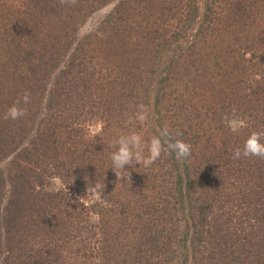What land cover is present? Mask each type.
<instances>
[{
  "label": "trees",
  "instance_id": "trees-1",
  "mask_svg": "<svg viewBox=\"0 0 264 264\" xmlns=\"http://www.w3.org/2000/svg\"><path fill=\"white\" fill-rule=\"evenodd\" d=\"M166 126L190 157L116 176L114 141ZM253 131L264 0H0V264H264V158L234 157Z\"/></svg>",
  "mask_w": 264,
  "mask_h": 264
},
{
  "label": "clouds",
  "instance_id": "clouds-1",
  "mask_svg": "<svg viewBox=\"0 0 264 264\" xmlns=\"http://www.w3.org/2000/svg\"><path fill=\"white\" fill-rule=\"evenodd\" d=\"M66 2L67 0H61V3ZM71 2L74 4L75 0H71ZM29 97L30 93H25L22 99L27 102ZM18 103L19 101L7 109L5 119L17 120L25 114L23 109L17 106ZM134 119L140 123L148 120V113L143 105L138 106ZM227 126L230 131L237 132L245 124L238 118L233 117L228 121ZM262 138H264V133L251 132L244 141L243 146L234 151V157L237 159L241 156L264 158V143L261 142ZM114 148L115 150L111 153L110 160L112 164L111 169L115 172L116 176H118L116 170L123 172L129 167H134V165L141 163L145 167H150L165 152L169 155L174 154L178 161L186 160L191 155V145L181 139L174 138L167 126L161 129L158 135H153L148 141H144L136 132L122 135L114 141ZM145 149L147 151L146 156L143 155ZM98 189V185L88 187L89 192H97ZM102 190L99 189V194H101Z\"/></svg>",
  "mask_w": 264,
  "mask_h": 264
},
{
  "label": "rangeland",
  "instance_id": "rangeland-1",
  "mask_svg": "<svg viewBox=\"0 0 264 264\" xmlns=\"http://www.w3.org/2000/svg\"><path fill=\"white\" fill-rule=\"evenodd\" d=\"M200 4V3H199ZM111 4L106 5L104 7H102L101 9L97 10L96 12H94L93 14H91L89 16V18L86 20V22L80 27V34H84L92 29H94L96 27V25L98 24V22L107 14V12L111 9ZM100 129V124L99 123H90L88 125V130H90V132L94 133L99 131ZM91 200V198H90ZM92 200H100V198H98L97 196H92ZM91 202H95L92 201ZM83 203L86 205L87 200L83 199Z\"/></svg>",
  "mask_w": 264,
  "mask_h": 264
}]
</instances>
